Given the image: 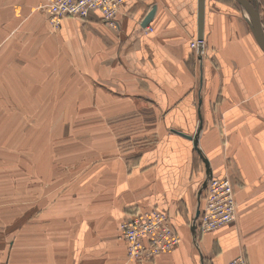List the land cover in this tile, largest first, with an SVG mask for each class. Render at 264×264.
<instances>
[{
    "label": "crops",
    "instance_id": "0c3cea01",
    "mask_svg": "<svg viewBox=\"0 0 264 264\" xmlns=\"http://www.w3.org/2000/svg\"><path fill=\"white\" fill-rule=\"evenodd\" d=\"M251 1L264 35V0ZM153 6L146 31L141 23ZM117 19L116 28L96 12L56 28L42 23L51 29L50 54L57 48L93 81L95 103L112 105L105 119L118 122L114 133L155 140L128 146L124 156L113 145L104 200L81 210L76 224L33 225L12 264H226L238 255L264 264V52L243 9L236 0H205L201 56L189 46L197 0H124ZM97 111L104 117L103 107ZM193 139L208 171L231 178L238 212L206 233L191 227L206 171ZM151 208L168 210L180 241L152 260H129L118 225Z\"/></svg>",
    "mask_w": 264,
    "mask_h": 264
},
{
    "label": "rangeland",
    "instance_id": "374dc122",
    "mask_svg": "<svg viewBox=\"0 0 264 264\" xmlns=\"http://www.w3.org/2000/svg\"><path fill=\"white\" fill-rule=\"evenodd\" d=\"M48 1L0 0V264L13 263L33 225L76 224L104 200L113 145L124 156L155 140L114 133L118 122L105 119L112 105L95 103L93 81L57 48L50 54Z\"/></svg>",
    "mask_w": 264,
    "mask_h": 264
},
{
    "label": "built area",
    "instance_id": "2783aa9c",
    "mask_svg": "<svg viewBox=\"0 0 264 264\" xmlns=\"http://www.w3.org/2000/svg\"><path fill=\"white\" fill-rule=\"evenodd\" d=\"M123 5L124 0H49L45 12L54 28L65 17L83 20L91 12L98 13L102 21L116 28L117 15ZM144 29L151 31L152 27L145 26ZM189 46L197 56H201L205 50V39L196 37ZM200 189L203 197L199 201V214L191 222L196 233L211 232L236 221L238 212L234 189L227 175L205 171ZM118 230L119 239L125 243L127 259L132 261L152 260L172 251L180 241L166 209H137L119 223ZM226 264L248 263L244 255H238Z\"/></svg>",
    "mask_w": 264,
    "mask_h": 264
},
{
    "label": "water",
    "instance_id": "95a60500",
    "mask_svg": "<svg viewBox=\"0 0 264 264\" xmlns=\"http://www.w3.org/2000/svg\"><path fill=\"white\" fill-rule=\"evenodd\" d=\"M237 3L240 5L241 9L244 11V16L250 26L251 32L260 46V48L264 52V35L263 31L261 28V23L259 19V11H258V6L254 5V3L251 0H236ZM204 5H205V0H197V24H198V31H197V38L201 39L203 38V19H204ZM155 10V6H153L149 12V14L144 18L143 22L141 23L142 26L148 25L150 22L153 13ZM193 145L194 148H196L197 152L199 153V156L204 163L206 171H208V161L206 158L203 157V155L200 153V151L197 149V140L193 139ZM204 186V185H203ZM201 192V189H199V194ZM199 214V206L197 207L193 219L198 216ZM193 222V220H192ZM191 227L195 229V225L191 224Z\"/></svg>",
    "mask_w": 264,
    "mask_h": 264
}]
</instances>
